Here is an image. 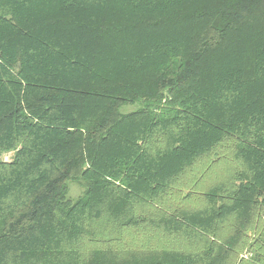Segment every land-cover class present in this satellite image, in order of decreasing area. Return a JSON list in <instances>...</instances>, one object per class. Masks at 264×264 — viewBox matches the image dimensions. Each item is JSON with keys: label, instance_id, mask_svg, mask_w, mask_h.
<instances>
[{"label": "trees", "instance_id": "trees-1", "mask_svg": "<svg viewBox=\"0 0 264 264\" xmlns=\"http://www.w3.org/2000/svg\"><path fill=\"white\" fill-rule=\"evenodd\" d=\"M6 152L0 264H264V0H0Z\"/></svg>", "mask_w": 264, "mask_h": 264}, {"label": "rangeland", "instance_id": "rangeland-1", "mask_svg": "<svg viewBox=\"0 0 264 264\" xmlns=\"http://www.w3.org/2000/svg\"><path fill=\"white\" fill-rule=\"evenodd\" d=\"M139 107V103L135 104H128L121 107L120 111L127 113L136 110ZM14 155V152H6L2 153L0 155V159L5 162H9L12 160V157ZM81 193V189L75 185L74 183H70V190H69V196L71 198H76Z\"/></svg>", "mask_w": 264, "mask_h": 264}]
</instances>
